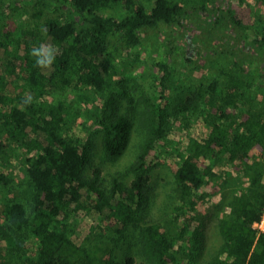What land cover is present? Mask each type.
<instances>
[{"label":"trees","instance_id":"16d2710c","mask_svg":"<svg viewBox=\"0 0 264 264\" xmlns=\"http://www.w3.org/2000/svg\"><path fill=\"white\" fill-rule=\"evenodd\" d=\"M18 1L11 0L10 5ZM68 1V9L56 8L47 15L45 0H37L32 14L35 28L24 30L21 39H13L7 32L0 41L4 62L0 64V125L7 137L31 153L26 172L33 187L30 211L14 200L6 202L3 211L11 231H27L34 239L33 264H117L101 243L82 246L72 240L70 218L90 212H96L117 234L128 227L139 229L140 252L149 264H194L187 253V239L202 236L207 219L199 206L206 196L205 187L219 179L216 167L223 162L249 164L254 172L250 187L233 194L219 217L222 245L218 255L204 264H264V232L257 235L252 229L264 209V88L254 84L248 66L241 64L250 52L262 50L264 25L250 41L241 34L236 40L225 34L227 26L236 27L239 33L248 26L234 10L236 0H198L190 7L178 0H154L150 8L137 0ZM258 1L264 7V0ZM112 6L125 14L106 16L103 10ZM195 17L200 21L192 27L188 22ZM160 25L181 29L185 61L209 58L212 49L193 37L202 30L216 42L215 53L223 51L230 61V66L217 68L215 75L201 81L180 104L182 113L177 119L181 124L189 125L186 112H197L207 132L200 138L190 135L177 151L180 164L174 176L178 197L171 209L170 227L150 218L145 221L142 212L153 167L148 156L162 147L167 126L173 48L155 63L156 94L152 100L140 102L145 137L126 168L132 175L128 183L113 175L104 185L99 168L86 176L90 144L67 128L63 103L51 104L43 98L66 88H91L99 95L109 92L116 77L110 47L132 48L140 43L144 29ZM47 40L59 52L51 68L41 69L35 66L31 51ZM12 76L23 87L14 95L7 92ZM128 110L100 122L102 146L110 159L127 147L133 125L132 108ZM10 182L11 178L0 172V187Z\"/></svg>","mask_w":264,"mask_h":264},{"label":"rangeland","instance_id":"374dc122","mask_svg":"<svg viewBox=\"0 0 264 264\" xmlns=\"http://www.w3.org/2000/svg\"><path fill=\"white\" fill-rule=\"evenodd\" d=\"M11 0H0V41L9 32L13 39L22 38L24 30L35 28L36 19L33 17L37 0H19L10 5ZM150 8L154 0H137ZM186 7L197 4L198 0H178ZM44 12L52 15L56 8H69L68 0H45ZM234 10L239 18L248 25L243 33L236 27L227 26L225 34L237 39L241 34L250 41L264 25V7L258 0L234 1ZM13 7V8H12ZM106 16L122 17L125 12L120 7L112 6L103 10ZM204 16V15H203ZM197 17L188 23L194 27ZM204 18V17H200ZM41 20V19H40ZM204 20V19H203ZM41 26V25H39ZM38 26V27H39ZM40 28V27H39ZM203 46L212 49L209 58L197 63L184 60L180 39L181 29L160 25L155 29H144L140 43L132 48L118 44L109 49L116 68L115 83L109 92L103 95L95 93L91 88H66L52 91L43 98L51 104L63 103L66 107L67 128L86 144H90L89 160L84 166V173L90 176L95 168L101 170V182L107 185L113 175L125 182H130L132 175L126 168L134 160L140 143L144 140L145 131L141 126V114L144 106L140 103L145 98L156 94L157 68L155 63L164 60L170 47L173 53L169 56L173 75L172 86L166 106L168 115L165 136L160 141L161 148L151 152L148 162L153 165L148 179V201L142 216L145 221L149 218L164 227H170V214L178 197L175 171L180 164L178 149L183 147L190 135L200 138L207 132L199 121L197 112H186L189 125L184 127L177 119L180 104L183 103L201 82L215 75L217 68L230 66L229 57L221 51L215 53L216 42L211 34L202 30L193 34ZM11 44V43H10ZM45 46L55 48L50 41ZM261 51H252L246 59L241 60L247 65L254 78V84L264 88V45ZM3 50L0 47V64H3ZM3 68V67H2ZM21 82L15 77H9L7 92L11 95L22 92ZM132 108L133 125L130 130L127 147L122 154L110 159L102 146L104 129L100 122L110 119L113 115L121 114ZM129 111V110H128ZM259 153L258 149H254ZM27 152L20 144L6 136L0 125V172L11 178L10 184L0 187V264H33L32 257L35 241L27 231L14 232L8 227L3 205L11 200L20 202L27 211L31 210L33 187L27 175ZM219 179L205 187L206 196L201 201L199 209L207 219L206 227L199 240L187 239V253L194 264H204L215 256L222 245L218 232V219L227 209L233 194L250 187V176L254 169L249 164L239 162L226 163L216 167ZM69 233L72 240L82 246L101 243L103 251L117 264H149L140 252L139 229L128 227L120 234L112 231L110 225L102 222L96 212L85 216L75 215L70 218Z\"/></svg>","mask_w":264,"mask_h":264},{"label":"clouds","instance_id":"9594fccd","mask_svg":"<svg viewBox=\"0 0 264 264\" xmlns=\"http://www.w3.org/2000/svg\"><path fill=\"white\" fill-rule=\"evenodd\" d=\"M31 55L35 57V66L41 69L51 68L55 61V48L52 46L41 45L40 47H34L31 51Z\"/></svg>","mask_w":264,"mask_h":264},{"label":"built area","instance_id":"2783aa9c","mask_svg":"<svg viewBox=\"0 0 264 264\" xmlns=\"http://www.w3.org/2000/svg\"><path fill=\"white\" fill-rule=\"evenodd\" d=\"M263 181H264V176H263ZM252 229L255 230L257 235L264 232V209L260 215V218L252 223Z\"/></svg>","mask_w":264,"mask_h":264}]
</instances>
